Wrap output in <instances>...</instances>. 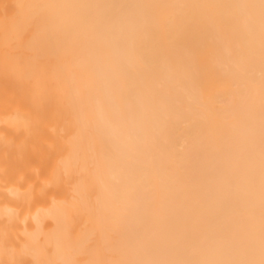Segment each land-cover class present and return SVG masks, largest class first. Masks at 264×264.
<instances>
[{
    "label": "bare ground",
    "instance_id": "1",
    "mask_svg": "<svg viewBox=\"0 0 264 264\" xmlns=\"http://www.w3.org/2000/svg\"><path fill=\"white\" fill-rule=\"evenodd\" d=\"M0 264H264V0H0Z\"/></svg>",
    "mask_w": 264,
    "mask_h": 264
}]
</instances>
